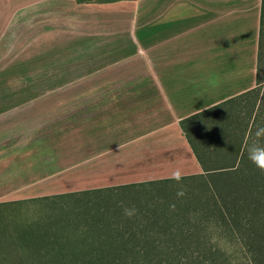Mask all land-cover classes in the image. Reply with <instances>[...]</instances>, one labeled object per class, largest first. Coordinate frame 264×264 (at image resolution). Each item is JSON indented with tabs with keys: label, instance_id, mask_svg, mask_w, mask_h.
<instances>
[{
	"label": "crops",
	"instance_id": "1",
	"mask_svg": "<svg viewBox=\"0 0 264 264\" xmlns=\"http://www.w3.org/2000/svg\"><path fill=\"white\" fill-rule=\"evenodd\" d=\"M262 1L0 0V202L202 173L181 121L256 85Z\"/></svg>",
	"mask_w": 264,
	"mask_h": 264
},
{
	"label": "rangeland",
	"instance_id": "2",
	"mask_svg": "<svg viewBox=\"0 0 264 264\" xmlns=\"http://www.w3.org/2000/svg\"><path fill=\"white\" fill-rule=\"evenodd\" d=\"M224 38L218 40L219 46L223 45ZM230 40H232L231 32L227 41ZM57 43L61 55L63 48L67 47L66 36L58 35ZM123 50L126 53L130 47ZM237 58L238 55L235 54L232 62L230 61L231 64L226 66L219 63V72L239 74L243 85H248L251 78L250 71L245 63L237 68ZM193 132L195 139L196 136L200 137L196 142L216 144L221 147L226 142L225 137L215 130L203 128ZM262 182L261 179L257 183L259 190L262 189ZM16 184L14 183L13 186ZM195 189L198 190V187L187 184L151 187L146 185L143 188L125 189V191L106 190L103 195L88 196L102 201L104 203L102 207L109 209L156 206L159 203L172 206L184 192L186 195L192 194ZM202 189L199 188V191ZM22 200L24 201L16 205L0 207L2 264H60V262L73 264L74 260L75 264H131L134 256L127 257L123 252L122 247L125 242L122 237L120 238L119 231L111 225L113 220H109L107 215V217L105 214L98 215L94 211L87 210L85 206L75 210L70 203L62 208L45 201L27 203L26 199ZM197 203L186 205L183 210H179L178 213L186 217L180 219L177 225L189 233L178 237L184 245L180 249L170 244L171 241H166L168 248L166 245L165 252L160 249L161 264H264V221L253 226L248 220H243L246 219L244 216L237 219L229 217L226 222L223 220L218 222V218L210 214L211 208L208 206L210 204L204 207V210L193 211L198 206ZM253 209L255 210L256 207L253 206ZM75 217L77 218L74 219ZM176 223L172 222V225ZM99 228L103 229L99 230ZM175 236L172 237L173 241L176 240Z\"/></svg>",
	"mask_w": 264,
	"mask_h": 264
},
{
	"label": "trees",
	"instance_id": "3",
	"mask_svg": "<svg viewBox=\"0 0 264 264\" xmlns=\"http://www.w3.org/2000/svg\"><path fill=\"white\" fill-rule=\"evenodd\" d=\"M76 1L78 3H91L116 0ZM181 125L202 167V173L182 176L179 180L169 178L146 183L42 196L25 201L27 203L45 201L50 205H59L62 208L70 203L75 210L85 206L87 210L94 211L98 215H107L109 220H113L111 225L119 231L120 238L122 237L125 242L122 247L124 248L123 252L127 257L134 256L131 259V264H161L159 261L161 258L159 257L160 249L165 252L166 245L168 248L166 241H171L170 244H173L175 248H182L184 245L178 240V237L184 236L185 233L188 235L189 232L177 225L180 219L186 217L178 212L183 210L184 206L195 202H198V206L193 210L195 212H198L199 209L204 210V207L210 204L208 205L211 208L209 209L210 214L217 217L218 222L221 220L226 222L229 217L237 219L244 216L246 219L243 220H248L249 224L253 226L264 221V173H261L249 161L247 153V146L256 139L254 134L257 128L264 127V0L261 10L256 85L240 95L182 120ZM203 128L218 131L221 136L223 135L226 139L224 146L196 142V139L200 137L196 136L195 139L193 130ZM260 142L264 143V139ZM261 179L263 181L262 189L259 190L257 183ZM166 184L172 186L187 184L192 187L197 186L198 190L195 189L192 194L187 195L184 192L172 206L159 203L156 206L114 207L109 209L102 207L104 204L102 201L88 196L103 195L106 190L125 191V189L143 188L146 185L151 187ZM199 188L202 191H199ZM191 195H193L192 198ZM22 201L24 200L1 202L0 207L16 205ZM253 206L256 207L255 210ZM172 222L177 223L172 225ZM76 226L78 227V225ZM226 226L228 227V225ZM101 229L103 228H99V230ZM173 236H175V241L172 240ZM60 264L64 263L60 262ZM73 264H75V260Z\"/></svg>",
	"mask_w": 264,
	"mask_h": 264
},
{
	"label": "clouds",
	"instance_id": "4",
	"mask_svg": "<svg viewBox=\"0 0 264 264\" xmlns=\"http://www.w3.org/2000/svg\"><path fill=\"white\" fill-rule=\"evenodd\" d=\"M254 135L256 139L247 146L248 159L261 173H264V143L260 142L264 139V127L257 128ZM180 178L179 172L173 175V179Z\"/></svg>",
	"mask_w": 264,
	"mask_h": 264
}]
</instances>
